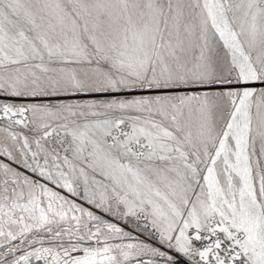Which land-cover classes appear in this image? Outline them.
Instances as JSON below:
<instances>
[{
	"label": "snow or ice",
	"instance_id": "6c2138e0",
	"mask_svg": "<svg viewBox=\"0 0 264 264\" xmlns=\"http://www.w3.org/2000/svg\"><path fill=\"white\" fill-rule=\"evenodd\" d=\"M0 264H264V0H0Z\"/></svg>",
	"mask_w": 264,
	"mask_h": 264
}]
</instances>
